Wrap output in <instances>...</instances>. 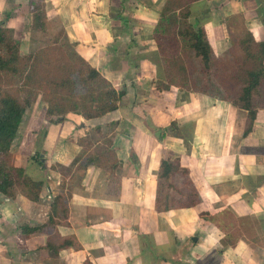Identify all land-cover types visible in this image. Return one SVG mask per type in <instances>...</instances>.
I'll use <instances>...</instances> for the list:
<instances>
[{
  "label": "crops",
  "instance_id": "crops-1",
  "mask_svg": "<svg viewBox=\"0 0 264 264\" xmlns=\"http://www.w3.org/2000/svg\"><path fill=\"white\" fill-rule=\"evenodd\" d=\"M163 1L42 0L45 17L60 20L76 55L116 91L125 86V93L118 98L115 110L99 117L84 119L70 113L63 120H49L46 125L42 121L31 129L29 153L37 154L40 165L33 158L28 162L21 153L15 154L11 165L23 168L30 179L41 180L42 186L35 201L22 193L14 197L0 194V264H82L85 260L90 264H214L211 258L219 247L218 232L199 222L195 207L167 211L154 208L161 149L153 128L173 122V129L163 133L161 144L187 169L199 198L210 187L213 194L218 189L223 196H231L232 192L221 189L227 178H233L227 186L238 184L239 195L244 192L239 178L264 176V158L257 161L254 155L258 150L263 152L264 108L256 110L243 135L240 121L245 119L246 111L197 92H187L183 99L164 98L168 90L151 86L148 93H161L151 102H158L155 114L144 108L142 117L122 113L127 121L124 130L119 122L114 127L113 143L121 155L114 172L117 178L95 165L81 169L77 176L72 171L61 175L49 167L50 163L68 167L82 152L78 139L90 127L117 119L120 107L131 100L127 83L142 96L137 101L144 102L146 97L139 89L141 82L155 78V67L146 54L157 52L152 30ZM130 2L134 7L128 9ZM120 4L122 14L131 17V29L125 28L124 17L114 12L113 5ZM1 17L8 29L13 23L21 25L31 19L28 0H0ZM233 17L240 19L254 41L264 43V0H197L189 6L187 21L203 29L213 54L219 57L226 56L232 47L229 22ZM124 98L126 102L122 103ZM178 129L180 134L176 133ZM130 153L132 161L128 159ZM12 154L8 152V161ZM234 163L238 172H232ZM254 187L257 195H264V182ZM60 192L66 196L63 216L54 215L53 225L42 231L23 232V227L34 228L48 221L52 199ZM245 209L248 207L240 200L230 206L231 212L243 214ZM63 239L71 240L73 245L60 247L56 253L45 247L46 243L56 245ZM246 259L262 263L264 249H251L238 240L222 252L218 264H248Z\"/></svg>",
  "mask_w": 264,
  "mask_h": 264
},
{
  "label": "rangeland",
  "instance_id": "rangeland-1",
  "mask_svg": "<svg viewBox=\"0 0 264 264\" xmlns=\"http://www.w3.org/2000/svg\"><path fill=\"white\" fill-rule=\"evenodd\" d=\"M33 1V13H30L29 20L25 21L21 25L18 23H13L12 27L8 29L9 33L16 39L19 47V53L27 57L29 54L39 51L40 49L48 50L51 47V52L45 55V64L48 66L41 67L39 69L46 74L48 70L56 65V60L62 56H59V52H62V55H65L70 59L73 66V71H71L72 75L78 74V78H74L75 86L71 87L69 91L62 90V92L67 93L68 95H72L74 98L71 100V103H67L63 105L61 108L62 111L59 113L54 112L52 115H46L45 110L46 106L51 102L52 96L50 94H46V92L40 89L34 82V80L24 79L25 76H30V68L28 62L23 61L20 64L19 72L17 73H2L0 77V86L1 89L7 93H10L12 96H15L18 100H22L23 98H30V104L25 108L23 113V119L16 133L15 139L12 141L9 151H11V160H7L8 153L4 156L6 158V163L11 165L16 159L15 154L19 155L21 153L27 158V161L30 162V158H33V161L36 159V153H29L31 150L30 139H31V129L36 128V126H40V124H47L48 121L57 120L60 116H66L70 113H80L82 110V99L87 96L88 90H86V86H84L81 82V75L79 74V70L84 69L83 61L76 56V53L73 52V45L70 41H68L63 34V28L60 20L57 17H51L49 19H44V23L40 24L39 22H34V18H41V12L44 9V5L42 0H32ZM134 7V3L130 2L127 6L128 9ZM113 5L115 8L114 12L116 15H121L124 17V21L126 22L125 28L131 29L130 26V16L122 14L123 5L119 6ZM126 6V5H125ZM135 5V9H136ZM176 21L178 22V27L173 29L175 32H180L184 34V36L180 35H172L171 33H166L161 38V55L160 52L146 54L148 55L147 59L154 65V69L152 72H155V78L146 79L141 82V87L139 91L145 95L146 99L144 102L137 101L142 98L141 95H137L134 89L128 88L129 83H127V89L131 93V100L125 104L124 107H120L119 113L117 114V119L107 120L101 123L100 125H95L90 127L88 131H86V135L82 136L78 139V142L82 145L83 149L80 153L81 158H92L97 159V163L101 164V166L107 168V173L111 176L113 175L115 178L117 176L114 174L115 170L118 167V161L120 160V153L115 149L113 143V135H114V127L117 123H121V130H124L126 119L123 117V114L126 112L139 114L141 117V110L146 109L150 114L154 115V107L158 105L152 104L151 102L156 101L160 96L157 92H150L148 90L151 86L155 89L168 90L169 94L164 95V98H168L169 96H173V98H186L187 89L192 84L196 86H201L202 79H208L207 77H203L204 73L201 71L200 66H198V61L192 56V52L186 48H183V44L185 40H187L185 27L182 25V19L178 16L176 17ZM129 23V25L127 24ZM0 24L5 27L3 22V17L0 19ZM231 26L230 33L232 35V40L243 42L246 38L245 30L240 25V19L238 17H233L232 21L229 22ZM7 28V27H6ZM177 28V29H176ZM129 32V30H127ZM175 32V33H176ZM162 35V34H161ZM239 54V49L236 44H232L230 51L225 55H221L222 64L225 67H230L234 61V57ZM142 54H138V57L141 58ZM51 64V66H50ZM221 64V65H222ZM61 67H65V62L61 60ZM41 67V68H40ZM55 71V68H53ZM70 70V68H69ZM219 72L220 69L218 68ZM52 72V70H51ZM56 75H61L62 73H55ZM134 74V73H133ZM131 75V74H130ZM77 76V75H76ZM132 76V75H131ZM167 79L174 81L177 84L182 85V87H175L173 85H168ZM210 90L213 91L214 88L210 87ZM119 93V97L121 94L125 93V86L121 88V91H117ZM122 92V93H121ZM210 96V95H208ZM118 97V98H119ZM212 97V96H210ZM213 98V97H212ZM172 99V98H171ZM149 100V101H147ZM122 103L126 102L125 98L122 99ZM173 102V101H172ZM174 103V102H173ZM137 104H141L139 107H136ZM134 108V110H133ZM155 111H158L156 109ZM170 111H173V107L170 108ZM123 113V114H122ZM142 119V118H141ZM240 121V119H238ZM125 124V125H124ZM248 120L247 115L245 119H241L240 125L242 126V132L244 128L247 127ZM101 127V129H100ZM191 128V126H190ZM119 129V130H120ZM190 129L185 130V133L188 134ZM180 134V130L176 132ZM175 134V132H174ZM264 137V136H262ZM155 140L151 137V142ZM153 144V143H152ZM155 145V144H154ZM260 146L263 147V152H256L254 155L256 156V160L260 161L261 157L264 158V139L261 140ZM159 147V146H158ZM160 150V147H159ZM8 151V152H9ZM41 152V151H40ZM164 155L169 157H175L174 153L170 150H165ZM133 154L130 153L128 159L130 161L133 160ZM249 158H253L250 155ZM117 162V163H116ZM116 165L113 169L112 166ZM12 166V165H11ZM51 169L55 171H60L61 173H68L72 171V175L77 176L80 172V168H78V163L76 162L73 166L63 168L59 167L55 164H49ZM238 172V165L234 163L232 167V172ZM243 173V174H242ZM241 174L244 175V172L241 171ZM264 175V173H262ZM225 176V175H224ZM262 178H256L252 175H244L241 179V186L244 189V192L238 195V184L233 182L231 185L227 186L229 182L232 181L233 178H227L228 182H224L222 184L221 189L227 192H232L231 196H223L222 193L217 189V194H213L212 187L209 189L204 196L200 198L198 204H196L195 208L197 211L199 222L204 226H213L216 228L215 230L218 232L219 236V247L214 250L213 257L214 264H218L219 256L222 252L235 244L238 240H243L248 244L251 249L258 248L264 249V195H257L255 185H259L261 182H264V176ZM162 196H164V200L171 202H181L178 197L176 190H180L184 193L188 191L185 178L182 174L176 175L173 178L164 179L162 181ZM25 191V187L20 184V182H15L12 188L9 190L11 193V197L18 195L21 192ZM168 196V197H167ZM242 201L248 209L243 210L246 213L241 211L234 210L231 212L230 206L237 201ZM250 210V211H249ZM222 229H220V228ZM229 242L233 245H228L225 242ZM57 241V240H56ZM63 240H59L58 244H60ZM223 248L219 253L218 250ZM248 264H263L259 263L260 260H248L246 259Z\"/></svg>",
  "mask_w": 264,
  "mask_h": 264
},
{
  "label": "trees",
  "instance_id": "trees-1",
  "mask_svg": "<svg viewBox=\"0 0 264 264\" xmlns=\"http://www.w3.org/2000/svg\"><path fill=\"white\" fill-rule=\"evenodd\" d=\"M194 1L197 0L163 1L158 13L157 22L152 30V37L155 46L158 53L160 52L161 55V38L164 34L171 33L173 36L177 34L184 36L181 31H175L176 33L173 31L178 24L176 17L179 16L182 19V25L185 27L187 36V40H185L183 48L192 52V56L197 59L198 66H200L201 71L204 73L203 77L208 78L202 79L200 87L192 84L189 88H186L187 91L210 95L215 99L225 101L233 107L246 111L248 124L243 131L244 135L248 132L251 126L256 110L258 108H264V63L262 61L264 43L254 41L250 33L241 26L245 30L246 38L243 42H241L232 40L231 37V45L236 44L238 46L239 54L234 57V61L230 67H225L222 64L221 56L216 57L213 54L212 49L205 38L203 29L200 26L191 24L187 21L189 6ZM28 8L29 12L33 13L32 0H28ZM41 15V18L35 17L34 22L37 23L40 21V24H43L44 19L47 20L44 9L41 12ZM73 44L74 43H72V45ZM49 52H51V47H49L48 50L44 48L40 49L37 52L29 54L27 57L22 56L19 53V47L16 39H14L9 33L8 28L3 27L0 24V77L2 73L13 74L19 72L20 64L23 61L28 62L30 76H25L24 79L26 81L27 79L34 80L40 89L44 90L46 94H50L52 96L51 102L46 106V115H52L54 112L59 113L62 111L63 108L61 107L63 105H66L69 102L71 103V100L74 99L71 97L72 95H68L67 93L62 92V90L69 91L71 87L75 86L74 78H78V74L72 75V62L65 55H62V52H59V56L62 57L56 60V65L52 66L48 72L44 74V72L39 69V66H48L45 64L44 60L45 55ZM79 58L84 64V69L79 70V74L81 75L80 82L87 87L86 90H88V94L82 99V110L77 114L82 116L84 119H91L115 110L119 93L98 71L91 67L84 59L81 57ZM61 60L65 62V67H61L63 66L60 65ZM53 68H55V71ZM218 68L220 71L222 70V72H219ZM55 73L62 74L56 75ZM167 81L168 85H173L178 88L182 87V85L177 84L174 81L169 79H167ZM210 87L214 88V90L211 91ZM30 102V98L18 100L15 96L3 91L0 86V194L4 197H11L12 195L9 193V190L15 182L19 181L20 184L25 187V191L21 193L29 200L35 201L42 186V181L30 179L25 175L24 170L21 167L8 165L4 156L8 153L9 147L16 137L17 130L23 119L24 110ZM63 118L64 116H60L57 120H63ZM172 129L173 122H170L169 125L164 128H153L154 133H156L157 142L159 143L161 149V158L155 175L154 208L156 211L195 207L200 201L199 195L188 177L187 169L180 166L179 159L177 157L171 158L164 155L165 149L161 144L163 133ZM79 155L72 159L68 167L73 166L77 162L78 168L80 169H85L88 165H95L103 168L107 172V168L97 163V159L89 157L81 158ZM34 161H37L40 165L39 158L36 157ZM55 165L67 168L59 164ZM115 166L116 165H113L112 169ZM57 172L61 175L70 173V171L66 174L61 173L60 171ZM179 174L184 176L188 191L184 193L180 190H176L179 195L178 198L180 199L178 201L181 202L175 203L164 200V196L161 195L163 188L162 181L164 179L173 178ZM65 197V193L60 192L52 199V203L50 205L51 213L49 214L48 221L46 223L34 228L23 227L22 231H42L46 227L52 226L54 223V215L63 216L66 211ZM225 243L228 245L234 244L229 242ZM72 245L73 243L71 240L63 239L60 244L57 243L56 245H50L49 243H46L45 247L56 253L58 248ZM222 249L223 248H220L218 250L219 253L217 254H220ZM82 264L90 263L88 260H85Z\"/></svg>",
  "mask_w": 264,
  "mask_h": 264
}]
</instances>
